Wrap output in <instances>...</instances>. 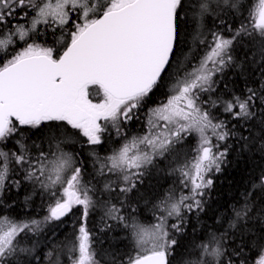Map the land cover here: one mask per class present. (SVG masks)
Returning a JSON list of instances; mask_svg holds the SVG:
<instances>
[{
	"label": "snow or ice",
	"instance_id": "6c2138e0",
	"mask_svg": "<svg viewBox=\"0 0 264 264\" xmlns=\"http://www.w3.org/2000/svg\"><path fill=\"white\" fill-rule=\"evenodd\" d=\"M230 157L264 161V0H0V264H264V164L191 235Z\"/></svg>",
	"mask_w": 264,
	"mask_h": 264
},
{
	"label": "trees",
	"instance_id": "16d2710c",
	"mask_svg": "<svg viewBox=\"0 0 264 264\" xmlns=\"http://www.w3.org/2000/svg\"><path fill=\"white\" fill-rule=\"evenodd\" d=\"M132 133H143L145 130L143 119L141 122L137 123L135 126H131L128 129ZM117 138L113 136V141ZM117 144L110 142L109 147H116ZM105 152H101V155H105ZM231 163L226 167L225 171L220 174L216 179V183L211 191L209 202H208V211L207 214H202V220L197 223L196 220H192V224L196 225L195 233H192V236H199L203 232V224H208L211 228L212 226V213L217 212L218 214H223L226 211V205L229 202L234 201L239 194L243 193L245 187L248 184V178L250 173L253 172V166L257 164H264V161H260L258 158L253 160L248 159H233L230 157ZM173 177H169L167 179L161 178L156 175L146 176L145 177V189H152L156 192L164 191L169 187L173 186ZM37 203H40L37 201ZM21 212L25 211L24 209H20ZM30 211V210H29ZM39 216L44 214L43 209H37ZM7 214V213H5ZM34 215L36 213H33ZM152 213L150 211H145L142 216H140V220L142 223L148 224L154 222L151 219ZM67 221V218H65ZM94 223L99 224L98 217L93 218ZM91 226V225H90ZM191 228V225L189 226ZM58 236L61 240H64L65 237L71 239L72 236V223L70 221L66 222L61 226ZM100 236L105 241V247L108 246L110 242H113L114 239H123L124 236L119 229L116 232L108 233L105 235L104 233H100ZM177 239L180 240L181 237L177 236ZM184 243H187L188 240H183ZM124 250L123 248L121 249ZM251 255V254H250Z\"/></svg>",
	"mask_w": 264,
	"mask_h": 264
},
{
	"label": "rangeland",
	"instance_id": "374dc122",
	"mask_svg": "<svg viewBox=\"0 0 264 264\" xmlns=\"http://www.w3.org/2000/svg\"><path fill=\"white\" fill-rule=\"evenodd\" d=\"M175 178L173 177V180H174Z\"/></svg>",
	"mask_w": 264,
	"mask_h": 264
}]
</instances>
